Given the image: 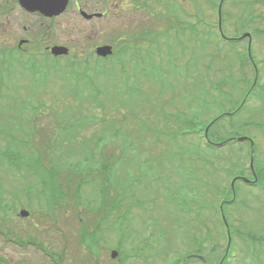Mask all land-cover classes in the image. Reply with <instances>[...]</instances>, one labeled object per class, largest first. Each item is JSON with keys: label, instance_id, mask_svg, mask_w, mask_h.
Wrapping results in <instances>:
<instances>
[{"label": "rangeland", "instance_id": "obj_1", "mask_svg": "<svg viewBox=\"0 0 264 264\" xmlns=\"http://www.w3.org/2000/svg\"><path fill=\"white\" fill-rule=\"evenodd\" d=\"M82 1L93 5V13L103 14L93 18V51L84 44L89 36L88 24L68 14L53 26L57 34H64L66 41L74 44L69 57L51 58L41 64L49 66L53 62L56 66L46 76L38 61H10L0 50V133L7 130L11 134L6 140L0 138V151L7 152L8 146L25 150L24 142L28 141V149L33 150L43 151L48 142L65 154L71 150L87 152L90 147L86 148L84 140L90 145L118 130L114 148H131L125 152L129 157L138 155L139 161L148 156L155 159L160 148L175 153L174 157L164 153L165 164L160 166L162 179L174 188L175 200L163 209L155 202L156 215L145 199L158 192L162 200L165 189L148 177V171L140 174L134 167L127 185L131 182L134 187L140 177L145 181L144 190L133 188L134 201L126 200L122 212L133 203L127 230L138 234L126 236L117 226L105 228L120 222L112 215L110 222L100 226V242L93 243V221L98 219L93 205L99 203L96 183L85 178L76 186L81 175L76 176L70 191L64 193L61 189L63 200L50 203L42 195L50 179L39 168L38 158H33L26 164L35 174L33 192L11 193V188L26 186L31 175L28 171L11 174L0 165L5 172L0 178L9 176L14 182L0 183V214L13 215L12 219L21 210L53 214L51 231L53 226L61 227L64 219L66 264H195L183 259L174 261L199 251L204 264H219L228 241L225 264H264V189L258 187L264 185V0H224L221 29L226 39L218 30L219 0H177V4L174 0ZM164 6L173 12L167 16L173 29L167 30V38L158 33L151 36V51L146 52L145 41L134 45L133 39L149 27L167 29L160 15L155 16L158 10L166 12ZM193 31L200 37L196 38ZM244 34L251 36L250 45L246 38L231 40ZM105 44L114 45V56L98 59L94 49ZM124 44L128 49L124 50L126 56L120 57L125 64V71H121L120 65L112 64L123 53ZM138 46L143 48L141 53L135 51ZM32 51L38 53L39 47ZM151 54L154 60L150 62ZM140 62L145 64L135 74ZM79 75L83 76L77 80ZM131 88L136 92L129 96ZM130 100L133 106H121L122 101L128 104ZM221 112L226 115L209 129L207 124ZM192 115L198 121H191ZM177 116L182 120L187 117L188 121H176ZM65 131L73 133L67 138ZM183 131L189 134L184 138L180 135L176 142L167 137ZM205 132H209L210 145L201 139ZM240 138L248 141H239ZM40 162L47 166V160ZM122 168L127 172L124 164ZM113 189L106 192L112 196ZM193 190L205 192V198H197ZM75 194L80 199H75ZM187 194L193 201L186 199ZM202 202L205 204L200 205ZM195 205L201 212L198 218L193 211ZM29 228L15 226L16 236L9 238L26 242L32 239L26 237ZM49 240L53 241L43 243L48 245ZM6 243L0 237L4 261H37L32 248L22 250ZM52 248L60 251L59 241L54 240ZM112 252L116 253L114 257Z\"/></svg>", "mask_w": 264, "mask_h": 264}, {"label": "trees", "instance_id": "obj_2", "mask_svg": "<svg viewBox=\"0 0 264 264\" xmlns=\"http://www.w3.org/2000/svg\"><path fill=\"white\" fill-rule=\"evenodd\" d=\"M165 7V6H164ZM166 12H162V11H158L156 17L158 15H160V18H164V23L169 24V20L167 18V16L169 15L168 12H171V9L168 8L166 6L165 8ZM149 30V29H148ZM191 32V29H188ZM147 32V31H146ZM153 31H150V33H145L142 36H139V39H145V43L148 45L146 52L150 51V45H151V40L150 38L152 35ZM162 32V31H161ZM160 32V33H161ZM179 32V30H178ZM165 33V32H162ZM193 34L195 35L196 38H199L200 35L198 34L197 31H193ZM123 49V53L121 51V54L117 57V61L114 62L112 64V66L115 65H120V69L121 71H125L124 70V60H122V58L120 59V57H125L126 52L124 51L125 49H128V44H125L122 47ZM140 51H143L141 49V47L139 48ZM137 52V51H136ZM153 55V54H151ZM114 56V55H113ZM111 57H107V58H103L101 60H107L110 59ZM99 59V58H98ZM153 59V56L150 57L149 61L151 62ZM50 64V63H49ZM139 64V62H138ZM137 64V65H138ZM145 62H140V69L141 66H144ZM53 68H56V66L54 65L53 62H51V64L49 66H43L41 67V71L43 72V76H46L47 72H50ZM31 70H33V72H35L34 68H31ZM140 71V70H139ZM138 73V70H136L135 74ZM83 76V75H79L77 77V80H79V78ZM164 82V80H163ZM87 85V83H86ZM132 89V88H131ZM130 92V93H129ZM128 94L129 96H132L131 94H133V92H136L135 89L129 90ZM109 102V100H108ZM135 103L133 101L130 100V102L128 104H126L124 101H122V105L125 108L131 107L133 106ZM234 109V110H233ZM231 111L232 112H237L240 107L238 108H233ZM234 112V113H235ZM224 113V114H223ZM223 115H225V112H221L220 114H218L217 116H215L214 118H212L210 121H218L220 118L223 117ZM176 121H188L187 117H185L183 120L181 119L180 116L174 117ZM191 121H198L194 115H192V119ZM89 122V121H88ZM209 125V124H208ZM66 132L67 138H69L73 132ZM118 130H114L112 131L111 135L109 138L105 137L103 139H97L94 143H91L90 145H87L88 142L87 139L84 140V144L86 145V148L90 147L89 149H87V152H79L76 150H71L68 153H64V151H61L58 149V146H51L48 142H46L45 144H47L45 147L46 149H44L43 151H39V150H33V149H28L30 147L28 141L24 142L25 146L27 147V149L25 150H21V149H16L13 147H9L7 148V152L5 151H0V164H3L6 168L8 167V172H10L11 174H17L21 171H28L30 173L31 176H29V183L24 186V187H19L17 186V191H25V192H29V191H34V172L29 170L28 166H26V164L28 162H31L32 159H36L39 161V168H42L44 173L49 177V184L46 185L47 187L43 188V194L45 195V201H48L50 203L53 204H58L59 202H61L63 200V194L61 189H63L64 193L67 191H70V189L74 186V178L76 176L81 175L78 180H77V184L76 186H79L80 184H82L83 182H85V178H90V180L93 183H96L97 186V198H98V206H94L93 205V214L96 215L98 217V219L93 221V243H99L100 240L97 239V236L99 237L98 231L102 230L100 228V226L106 222H110V216L115 215L116 217H119V223H112L111 225H107L105 228L109 229L111 227H119L118 230H120L122 233L127 231V217H130V209L133 207V203H129L131 206L129 207V209H125L123 212V206L125 205L126 200L129 202H133L134 200L133 195L131 193L132 189L135 187H138V189H141L143 187L144 190V183L145 181L139 177V180L137 182V184L134 187H131V182L127 185L128 182V178L132 177V171H134V167H136V171H138L140 174L143 171H148L150 174L148 177H150L151 179H153V181L157 184H160L159 186H162L165 189V196H163V199L160 200V197H162V195L160 193L157 192L158 197L156 198V195L154 197H149L146 200V203H148V208H151V210L153 211V204L156 202L160 209H163L164 207H166L169 203H171L173 200H175V198L173 197V193L172 190L174 189L167 181H164L162 179L161 176V168L164 164H165V160L163 159L162 156H164V153H169L166 154L167 156H171L174 157L175 153L172 151H165V149H161L160 148V154H158L157 158H153L152 156H148L145 159H143L142 161H139L138 155L135 156H127L125 154V152L131 148H126V149H119L118 148H114V139H117L118 137ZM187 134L186 131L180 132L179 135H167V137L169 139H171V141L176 142L179 137L181 138L180 135H183L182 138H184ZM76 137V129H75V134H73ZM7 136H11V134L9 133V131L4 130L0 133V138L3 137V139H7ZM176 136L177 139H176ZM14 138V137H13ZM11 138L13 141L16 139ZM176 139V140H175ZM201 139H204L203 135L201 134ZM208 139V138H207ZM209 140V139H208ZM142 142V141H141ZM140 142V143H141ZM112 149L116 150L113 151ZM55 153V155H54ZM61 158V159H60ZM166 158V157H165ZM41 159H45L47 160V166H45L44 164H42L40 162ZM58 160V161H57ZM183 159L181 158V156L179 157V162H181ZM63 161L64 165L59 164L60 162ZM170 161V160H168ZM122 164H124V167L126 168L127 172H123L122 170H124L122 168ZM85 172V174L83 175L82 173ZM37 173V172H36ZM80 173V174H79ZM125 173V174H124ZM4 174L3 170L0 169V175ZM123 175L122 178H120V175ZM93 176V178L91 177ZM26 177V176H25ZM11 177H5V178H0V183L1 184H9L12 183L11 182ZM65 178V179H64ZM68 178V180L66 179ZM8 179V181H7ZM138 179V177H137ZM67 180V181H66ZM160 181V182H159ZM107 185V186H106ZM62 186V187H61ZM157 186V187H159ZM217 186V185H216ZM113 192H112V196L108 193L109 189L113 188ZM264 187V185L262 186ZM179 187H176L175 189H177ZM11 190L13 192H15L12 188ZM143 190L142 191V198H143ZM182 192L184 191V188L182 187ZM108 191V192H106ZM179 191V189H178ZM194 193H198L197 190H193ZM206 193L205 192H201L198 193L196 195L197 198H201L204 199L205 198ZM186 199L187 197L190 199L188 201H193V199L188 196H185ZM80 197L75 194V199H77ZM163 201V202H162ZM94 202V201H93ZM205 204L204 202L200 203V205ZM140 207L144 208V205L139 204ZM163 205V206H162ZM193 211H194V215L196 218L201 216V212H197V208L196 205L193 206ZM220 211V210H219ZM154 212V211H153ZM156 215L157 213L154 212ZM79 220H82L83 218H80V216H78ZM157 218V217H156ZM152 219V218H150ZM155 219V218H153ZM121 220L123 222H121ZM154 221V220H153ZM126 222V223H124ZM156 222V221H154ZM117 224V225H116ZM1 229V228H0ZM106 232V231H102ZM140 233V232H139ZM101 234V233H100ZM138 234V233H137ZM136 234V235H137ZM101 238H103V236H101ZM125 241V237L123 236V242ZM191 256H185L184 259H187L191 262H195V264H203L201 262H198V260L193 259V257L189 258ZM182 258H178L176 259L174 262H179Z\"/></svg>", "mask_w": 264, "mask_h": 264}, {"label": "flooded vegetation", "instance_id": "obj_3", "mask_svg": "<svg viewBox=\"0 0 264 264\" xmlns=\"http://www.w3.org/2000/svg\"><path fill=\"white\" fill-rule=\"evenodd\" d=\"M21 1L22 0H0V46H3L0 50L3 52L1 53L4 54V57H8L10 61H28L32 59L38 61L41 67H43L42 65L44 63L50 61L51 58L61 59L69 57V52L67 55L58 57H54L50 52L53 47H67L69 51L70 46L74 44V42L71 43L66 41L64 34H57L54 30L53 25L56 20L62 18L66 14L74 17V19L80 21L83 25L85 23L88 24L87 30L89 31V36L84 39V44L92 47L93 51V14H95L93 13V5L82 0H67L66 7L62 13L48 16L41 13L39 10L31 11L23 6ZM33 47H39L38 53H33ZM91 56L92 55H90V57ZM12 189L17 191L16 187ZM12 192L11 190V193ZM19 198L22 199L21 196H19ZM15 199L18 198L15 197ZM37 215L38 218H30ZM12 217L13 215L7 213L0 214V237L6 239V244H16L21 247L22 250L32 248L34 254L37 253L38 255H36L35 258V260H37L35 264H66L64 262L66 254L65 245H62L65 233L64 219L61 221V227H52V231H54L52 232L50 221H55V215L53 214H14L16 219H12ZM30 219H35L34 223L29 222L28 220ZM24 220L28 222L22 224ZM47 225L48 227H45ZM15 226L23 228L30 226L28 229L29 231L26 230V237L29 236L32 239H26V242H22L19 239V241L15 242L14 239L9 238L12 237L16 231ZM55 234H57V236ZM14 236H16V234H14ZM47 236L48 238H44ZM40 239L43 240L40 241ZM48 239H53V241L49 240L48 245L43 243L44 240ZM54 240L59 241L60 251H55L54 248H52ZM0 264L24 263L4 261L2 256H0Z\"/></svg>", "mask_w": 264, "mask_h": 264}, {"label": "water", "instance_id": "obj_4", "mask_svg": "<svg viewBox=\"0 0 264 264\" xmlns=\"http://www.w3.org/2000/svg\"><path fill=\"white\" fill-rule=\"evenodd\" d=\"M21 2L23 6L30 9L31 11L39 10L41 13L48 16L58 15L62 13L67 4V0H48V6H47V0H22ZM51 53L54 56L65 55L68 53V50L65 47H53L51 49ZM95 53L100 57H106L110 55L112 51L110 46H101L96 48ZM239 140H243V139H239ZM114 256L115 253H112V257Z\"/></svg>", "mask_w": 264, "mask_h": 264}]
</instances>
